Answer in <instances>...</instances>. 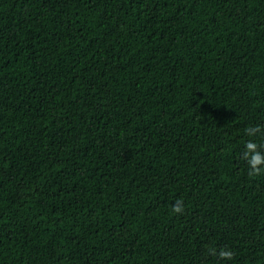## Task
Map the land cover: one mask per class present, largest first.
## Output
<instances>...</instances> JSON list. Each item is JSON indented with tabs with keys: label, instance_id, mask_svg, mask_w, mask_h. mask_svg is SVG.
<instances>
[{
	"label": "trees",
	"instance_id": "obj_1",
	"mask_svg": "<svg viewBox=\"0 0 264 264\" xmlns=\"http://www.w3.org/2000/svg\"><path fill=\"white\" fill-rule=\"evenodd\" d=\"M0 264H264V0H0Z\"/></svg>",
	"mask_w": 264,
	"mask_h": 264
},
{
	"label": "clouds",
	"instance_id": "obj_2",
	"mask_svg": "<svg viewBox=\"0 0 264 264\" xmlns=\"http://www.w3.org/2000/svg\"><path fill=\"white\" fill-rule=\"evenodd\" d=\"M250 131H255V130L253 129V130H250ZM255 156H256V159H257L258 161H259V159H261V158L259 157V154H258V153L255 154ZM250 164H251V161H250ZM252 170H253V171H260V169L256 168L254 165H252ZM176 210L179 211V208L177 207ZM219 255H220L221 257H223V258L230 259L231 256L233 255V253H232L231 250H229V249H222V250H220Z\"/></svg>",
	"mask_w": 264,
	"mask_h": 264
}]
</instances>
